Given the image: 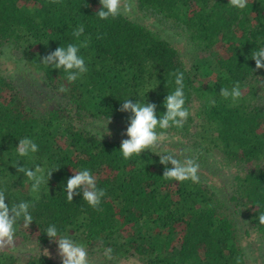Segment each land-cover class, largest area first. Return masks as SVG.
Instances as JSON below:
<instances>
[{"label": "trees", "instance_id": "1", "mask_svg": "<svg viewBox=\"0 0 264 264\" xmlns=\"http://www.w3.org/2000/svg\"><path fill=\"white\" fill-rule=\"evenodd\" d=\"M174 32L173 43L127 13L100 20L99 0H0V189L9 205L27 201L33 223L20 220L15 235L31 234L37 244L50 243L45 229L55 224L88 250L104 258L113 250L114 264H251L242 239L255 237L264 248V69L255 70L253 51L264 46V0H249L245 10L228 0H129ZM88 71L69 83L62 69L41 64L40 57L58 46L79 43ZM184 73L185 107L190 115L183 128H169L164 142L171 148L146 150L124 159L122 138L99 139L91 123L111 122L126 129L129 113L118 111L125 99L166 109L164 97L175 90ZM241 85L235 103L219 96L221 87ZM64 86L66 92H60ZM159 131V129H158ZM38 146L19 157L21 138ZM177 157H211L226 172L221 189L201 172V183L163 179L159 154L177 150ZM183 152V155L180 153ZM157 154V155H156ZM53 171L39 193L13 167L16 162ZM171 167V165H168ZM58 168V169H57ZM83 168L105 190L99 207L81 195L66 198V181ZM38 197V199H37ZM258 205V207H257ZM264 264V254L254 259ZM0 264H61L42 253L17 256L0 250Z\"/></svg>", "mask_w": 264, "mask_h": 264}, {"label": "clouds", "instance_id": "2", "mask_svg": "<svg viewBox=\"0 0 264 264\" xmlns=\"http://www.w3.org/2000/svg\"><path fill=\"white\" fill-rule=\"evenodd\" d=\"M52 3H59L60 0H51ZM249 0H228V5L238 10H245L248 7ZM99 9L96 15L100 20L115 19L122 13L130 11L129 0H99ZM84 25L79 24L72 32L79 43H68L66 46H58L54 51L48 52L40 57V63L45 66H51L54 69H62L66 74L67 82L72 83L79 79L88 71L84 58L79 54L81 48L89 45L91 37H85ZM251 59L255 61V70L264 69V46L259 47L251 54ZM175 77V90L164 97L163 107L166 111L157 116V105L155 103L133 102L131 99L122 101L118 111L129 113L127 118V127L122 135L127 139L120 142L119 151L124 159H130L133 155L140 156L146 150L158 149L161 143L167 138L169 128H183L190 112L185 107L184 93V73L175 71L170 73ZM60 92H66L67 88L61 86ZM242 95L241 85L235 82L231 88L221 87L219 96L225 100L231 99L233 103L238 101ZM111 122L109 117L104 124L103 135H111L107 130V125ZM159 129V131H158ZM39 146L30 138H21L15 147L16 154L19 157H28L30 154L36 153ZM157 155V154H156ZM183 155V152L180 153ZM159 163L164 165L163 179L176 182L190 181L192 184L201 183V177L198 174L200 165L196 158L185 156L179 159L176 154L166 153L159 154ZM13 166L17 173H23L24 177L31 182V192L39 193L42 185L47 182L53 171L45 172V169L39 165L29 168L18 164ZM171 165V167H168ZM58 169V168H57ZM66 198L68 202H72L73 197L81 195L82 199L93 209L102 211L99 207L102 198L105 196V190L97 187L96 177L92 172L83 168L73 174L66 181ZM38 199V197H37ZM6 201L5 191L0 189V250L7 248H15V232L18 221H23V227L28 229L33 223V216L30 209L35 207V203L20 201L9 205ZM258 207V205H257ZM260 225H264V212L257 216ZM50 242L57 246V255L61 264H90L89 251L85 244L77 242L70 238L67 234H61L55 224L49 225L45 229ZM46 256H49L47 249L44 250ZM113 250L105 248L103 255L105 258L111 259ZM236 264H240V257L236 258Z\"/></svg>", "mask_w": 264, "mask_h": 264}, {"label": "rangeland", "instance_id": "3", "mask_svg": "<svg viewBox=\"0 0 264 264\" xmlns=\"http://www.w3.org/2000/svg\"><path fill=\"white\" fill-rule=\"evenodd\" d=\"M131 7H130V11L127 12V14H129L131 17L137 19L138 21L142 22L143 24L150 26L152 29L156 30L158 33H160L163 37L170 39L171 42L173 43H180V46L182 47L183 45H185L184 42H179V40H177L174 32H172L170 29L166 28L165 25H163L161 22H159L155 17H152L142 11H140L138 9V7L136 5H133L131 2H129ZM2 48V52H0L2 54V56H5L3 53H5L6 47L3 46ZM6 57V56H5ZM107 121H101L98 120L94 123H91V128L93 129V131H98L99 134H103L104 133V124ZM107 130L111 133V135H103L105 137H117V138H122V139H127L126 136L122 135V133L126 130H120L117 127H115L112 123H109L107 125ZM166 140V139H165ZM164 140V141H165ZM162 142L160 147L157 150H164L166 148H171V143H167V142ZM172 149V148H171ZM177 150L173 149L174 151H171V153L173 154H177V152H179V147H176ZM199 172H201V174L209 180V182L215 184L217 186V189H221L220 184L222 185L223 183L226 184V172H224L223 170H219L217 163H215V160L211 157L207 158L203 163H201L200 165V170ZM29 236H23L21 234L15 235V243H16V247L15 248H7L6 250L12 251L13 253H15L18 257H24L25 255H27L28 252L32 253V254H36V253H42L45 254L44 252L45 249L48 250L49 252V257H53V258H57L60 259L57 255V246L55 243H47V244H37L34 241V238L31 239L33 236L31 234H28ZM242 249L244 251L245 257L246 259L251 263V264H257V262L254 261L255 258H258L260 260V257L262 256V254H264V248L261 246L258 242V239H256L255 237H244L242 239ZM89 251V259H91L92 261H96L97 263H100V261H103L104 258L99 254V252L97 251ZM106 264H114L112 260L108 259L105 260ZM120 264H137L136 262H134L133 259H128V260H124L121 261Z\"/></svg>", "mask_w": 264, "mask_h": 264}]
</instances>
